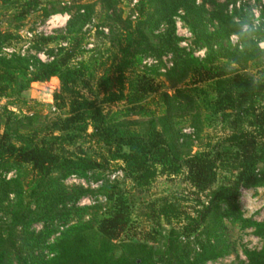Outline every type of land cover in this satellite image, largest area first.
Listing matches in <instances>:
<instances>
[{"label": "trees", "instance_id": "obj_1", "mask_svg": "<svg viewBox=\"0 0 264 264\" xmlns=\"http://www.w3.org/2000/svg\"><path fill=\"white\" fill-rule=\"evenodd\" d=\"M237 1L138 0L133 24L117 12L118 0H99L96 34H104L99 27L107 29L108 48L98 77L97 59L82 58L83 28L96 15V3L77 7L64 30L36 39L37 51L58 46L56 54L47 51L48 62L2 50L20 38L19 27L32 12L40 8L46 17L59 10L42 8L40 0L15 7L11 20L18 25L0 31V99L25 105L22 94L33 83L55 80L52 99L63 117H19L7 107L0 113V264H205L230 253L220 232L224 219L264 240V222L244 218L238 205L241 189L264 186V48L230 43L247 13ZM177 20L191 35L193 49L204 51L202 59L180 47ZM165 54L172 55V66L164 73L156 65L140 70L144 57L160 62ZM249 65L256 67L254 75L246 71ZM157 77L173 91H161ZM187 81L192 88L181 86ZM201 101L228 133L192 152L203 127ZM186 118L193 129L188 135L180 128ZM113 163L121 164L124 178L139 190L158 174L182 176L199 209L191 216L163 200L158 217L166 224L182 218L186 223L180 233L171 229L162 237L160 247L150 233L137 241L121 239L130 203L117 183L97 189L112 203L102 215L99 205L76 206L91 191L63 184L71 176L100 178ZM55 222L62 229L49 243ZM37 223L43 229L35 233ZM195 232L206 237L197 252L179 241L181 234ZM243 255L247 262L240 264H264V247L243 249Z\"/></svg>", "mask_w": 264, "mask_h": 264}, {"label": "rangeland", "instance_id": "obj_2", "mask_svg": "<svg viewBox=\"0 0 264 264\" xmlns=\"http://www.w3.org/2000/svg\"><path fill=\"white\" fill-rule=\"evenodd\" d=\"M22 0H12L10 3L13 5L3 4L0 2V31H12L18 23L12 22V15L15 12V7ZM42 8L47 10L56 9L59 10L56 14L46 16L43 10H37L32 12L22 22L19 27L18 34L19 39L12 41L5 46L12 53L31 55L38 57L41 61L48 62L52 59L49 57L47 51L52 50L56 54L58 46L52 44L48 48H43L40 51L35 49V41L40 36L54 35L59 30H64L66 22L70 16L75 12L77 7L87 4L96 3V15L92 20L85 25L83 32L86 33V44L84 46L85 53L82 58L89 60L90 57H95L97 62L93 63V69L96 77L100 75L102 70L99 67V63L106 57V49L108 45L106 43L107 29L99 27L98 31H103V35L96 34V27L100 24V7L98 4L99 0H40ZM224 2L226 0H217ZM138 0H118L117 12L121 14L123 19H129L136 22L137 14L135 13V6ZM237 5H241L247 11L249 8L264 7V0H238ZM41 8V9H42ZM164 27H160L156 33L162 32ZM183 26L177 29L178 37L182 38L180 47L187 51H193L195 57L202 59L204 57L203 50H195L191 45V35L186 36ZM212 29V26H209ZM30 34V36L28 35ZM189 34V32H188ZM232 44V42L230 41ZM261 49L264 48V44L259 45ZM7 53V52H4ZM102 57V58H100ZM152 65L160 67L159 73H164L172 66V55L165 54L161 56L160 62L155 60L151 56H146L142 59L140 70H143ZM246 71L251 74L256 73V67L249 65ZM155 84L158 85L159 89L164 92L171 93L173 91L172 86L165 81L163 77H157ZM192 83L187 81L184 85L185 88H192ZM179 86V87H181ZM58 83L55 80H50L47 83H35L22 94V99L26 102L25 105L14 107L7 105L6 99H0V113L3 107H7V110L14 112L15 115L22 117L31 115L33 113H39L42 117L46 118L47 121H51L55 118L63 117V111H57L53 103V94L57 90ZM91 89L94 90V83L91 84ZM207 91L206 87H203ZM91 90V91H92ZM85 96L89 97L90 92L83 91ZM201 104V118L203 121L202 132L200 140H194L192 152L199 149H205L206 143H214L218 138L226 135L228 130L222 126L221 122L212 116L210 111L203 102ZM123 106L122 104L113 105L110 109L115 110ZM108 108V107H106ZM209 116V117H208ZM208 117V118H206ZM136 119V118H134ZM180 128L183 134L193 133V129L189 124V119L186 118L180 123ZM1 131V129H0ZM13 177V172L7 175V179ZM221 180V176L219 177ZM114 184L117 183L119 188L125 193V199H129V211L130 218L128 225L121 236V239L125 240H141L146 234L150 233L154 235L158 242L156 248L162 245V237L167 236L168 232L173 229L176 233L181 232V227L186 223L185 219H181L180 223L172 221L171 224H166L162 217H158L157 211L163 200H166L179 208L181 212L195 215V211L199 209L195 199L196 196L193 194L192 188L184 181L182 176H168L166 174H158L154 181L144 190H139L133 187L129 180L124 178L123 172L121 171L120 163L110 164L108 169L100 178H96L94 175H90L84 180L73 182L72 180L66 179L63 184L68 187H82L91 191L87 196H84L76 204L78 207L99 205V215L107 213L112 203L104 200L102 196L97 193V189L103 184ZM239 209L243 214L244 218L251 219L256 222H264V186L258 188H243L240 191L238 199ZM93 212L89 211L85 219L90 218ZM57 227V232L50 238L49 243L53 242L58 236V232L61 231L62 227L58 223H54ZM223 229L222 238L230 246V253L223 258L216 261H210L205 264H240L246 263V258L243 255V249L247 250H260L264 247V240L256 238L252 235L251 229L240 230L236 224H231L228 220H222ZM35 233H38L43 229L42 223H37L32 226ZM179 241L183 244H187L191 251H199L200 242H205L206 237L204 234H198L195 232L190 235L181 234ZM213 242V239L211 240ZM46 254V250L43 251Z\"/></svg>", "mask_w": 264, "mask_h": 264}, {"label": "clouds", "instance_id": "obj_3", "mask_svg": "<svg viewBox=\"0 0 264 264\" xmlns=\"http://www.w3.org/2000/svg\"><path fill=\"white\" fill-rule=\"evenodd\" d=\"M264 32V7L249 8L246 15L239 22L236 32L231 35L236 37L235 44L238 48L245 45L251 46L264 44L260 33Z\"/></svg>", "mask_w": 264, "mask_h": 264}, {"label": "built area", "instance_id": "obj_4", "mask_svg": "<svg viewBox=\"0 0 264 264\" xmlns=\"http://www.w3.org/2000/svg\"><path fill=\"white\" fill-rule=\"evenodd\" d=\"M180 27H181V22L179 20H177V22H176V29H179ZM184 31L186 33V36L190 35V34H188V31L186 29ZM28 35L30 36V34H28ZM230 41L232 42V44H235L236 37L235 36H231L230 37ZM4 52H7V53H4ZM2 53H3V55H10V54H12V52L10 50H8L6 47L3 48ZM68 179L69 180H72L73 182H76V181H80L81 180V179H78L75 176H71Z\"/></svg>", "mask_w": 264, "mask_h": 264}, {"label": "crops", "instance_id": "obj_5", "mask_svg": "<svg viewBox=\"0 0 264 264\" xmlns=\"http://www.w3.org/2000/svg\"><path fill=\"white\" fill-rule=\"evenodd\" d=\"M33 84H35V83H33Z\"/></svg>", "mask_w": 264, "mask_h": 264}]
</instances>
